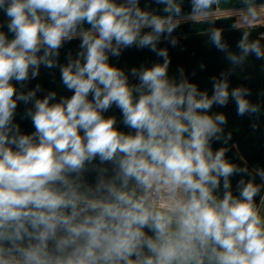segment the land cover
<instances>
[{"label":"clouds","instance_id":"obj_1","mask_svg":"<svg viewBox=\"0 0 264 264\" xmlns=\"http://www.w3.org/2000/svg\"><path fill=\"white\" fill-rule=\"evenodd\" d=\"M156 3L167 15L140 0H0L12 34L0 31V264H264V196L255 202L264 185L240 180L234 196L230 178L245 170L211 147L226 123L213 105L231 95L238 115L258 109L225 81L214 79L209 97L169 77L167 51L156 45L181 7ZM214 3L191 0L192 13ZM73 39L77 58L59 65L70 96L50 103L56 93L38 99L39 86L17 92L13 81L57 67ZM212 41L224 50L220 32ZM246 41L245 55L264 57ZM131 47L163 57L131 69L136 83L109 62ZM18 101L32 102L30 134L14 122ZM113 106L127 131L105 116Z\"/></svg>","mask_w":264,"mask_h":264},{"label":"trees","instance_id":"obj_2","mask_svg":"<svg viewBox=\"0 0 264 264\" xmlns=\"http://www.w3.org/2000/svg\"><path fill=\"white\" fill-rule=\"evenodd\" d=\"M249 2L258 4L264 3V0ZM175 3L181 7V13L178 16L193 14L191 0H175ZM240 3L242 1H225L220 4L218 0H215V3L206 11L216 7L242 5ZM140 7L155 15H167L162 11L163 5L157 4L156 0H140ZM256 8L258 10L253 15L243 13L239 16L172 22L176 25L172 33L162 36L156 45L157 51H167L169 77L177 80L187 79L188 82L195 84L198 90L207 92L209 97L213 93L214 79L225 81L229 92L237 88L244 90L249 103L257 107L256 113L238 115L236 103L230 95L226 105H213L210 110L211 115L222 114L226 120V123L220 126L222 131L219 137L211 142L212 150L215 152L223 149L225 158L229 162L245 170L230 178L234 196L239 194L237 185L240 180H244L245 183L252 181L258 185H264V180H261L257 174L258 171H264V57L258 58L254 53L245 55L239 47L243 36L247 34L246 42L249 44L255 42L264 51V24L259 23L264 16V6ZM175 16L177 15H173ZM0 22H4L0 31L11 39L12 34L7 32L6 21L2 14H0ZM84 28H88V25L85 24ZM214 31L220 32L224 50L218 49L213 44ZM79 45V39L66 42L59 50L57 67L49 69L41 64L39 74L35 78H30L22 84L13 81L17 92L26 94L39 86V91L36 92L38 99H42L50 92L56 93V99L50 103L58 102L61 97L70 96L72 93L61 84L59 65L66 64L69 57L76 59L80 51ZM230 56H235L237 60L234 62L229 59ZM109 62L124 70L129 76L130 83H136L135 78L130 75L131 69L163 63V57L148 48L131 47L123 50L118 57L110 56ZM31 107L32 102L28 104L23 101L17 102L14 122L19 124L24 134L34 131L30 119L25 118L26 110ZM105 116H115L118 122L117 127L127 131L121 123V114L115 106L109 109ZM263 193L264 187L255 197L257 206ZM217 195H223L222 186Z\"/></svg>","mask_w":264,"mask_h":264},{"label":"rangeland","instance_id":"obj_3","mask_svg":"<svg viewBox=\"0 0 264 264\" xmlns=\"http://www.w3.org/2000/svg\"><path fill=\"white\" fill-rule=\"evenodd\" d=\"M219 1V3L220 4H222V3H224L225 1H236V2H240V1H242V3H240V4H242L243 6H246V5H250V6H253V4H252V2H249L250 0H218ZM227 5V4H226ZM233 7L234 8H240V7H242L241 5H236V6H234V5H232V6H222V7H219L220 9L221 8H225V9H221V10H230V9H233ZM257 7H260V6H257ZM227 8V9H226ZM258 9L256 8V7H252L251 8V11H250V9H246V10H244V9H242V10H233V11H230L231 13L230 14H243V13H246V12H248V11H250L249 13V15H253L254 13H255V11H257ZM217 13H206V14H201V15H197V16H194V15H190V17H188L187 15H185V16H183V17H176V18H172V22H182V21H185V20H187L188 18H198V17H202V18H206V17H211V16H215ZM259 23H263L264 24V16H263V18L261 19V22H259Z\"/></svg>","mask_w":264,"mask_h":264},{"label":"built area","instance_id":"obj_4","mask_svg":"<svg viewBox=\"0 0 264 264\" xmlns=\"http://www.w3.org/2000/svg\"><path fill=\"white\" fill-rule=\"evenodd\" d=\"M242 7H240V8H234L233 7V9H230V10H221V9H225V8H219V7H216L215 9H213V10H209V11H206V13H217L215 16H211V17H206V18H202V17H198V18H188L187 20H202V19H210V18H218V17H224V16H226V17H228V16H239L240 14H230L231 12L230 11H233V10H242V9H244V10H246V9H251L252 7H257V6H264V3H258V4H253V6H250V5H246V6H243V5H241ZM227 9V8H226ZM262 9V8H261ZM250 11H248V12H246V13H249ZM205 13V14H206ZM250 14V13H249ZM248 14V15H249ZM255 14V13H254ZM189 15V14H188ZM187 15V16H188ZM190 15H194V14H190ZM190 15L188 16V17H190ZM183 16H185V15H182V16H175V17H172V18H176V17H183ZM194 16H197V15H194ZM187 20H185V21H187ZM183 22V21H182ZM85 29H87V28H85ZM264 196V195H263ZM260 205V204H259Z\"/></svg>","mask_w":264,"mask_h":264},{"label":"crops","instance_id":"obj_5","mask_svg":"<svg viewBox=\"0 0 264 264\" xmlns=\"http://www.w3.org/2000/svg\"><path fill=\"white\" fill-rule=\"evenodd\" d=\"M263 195H264V193H263ZM259 204H260V201H259ZM259 204H258V207L260 206ZM261 214L264 215V208L261 209Z\"/></svg>","mask_w":264,"mask_h":264}]
</instances>
